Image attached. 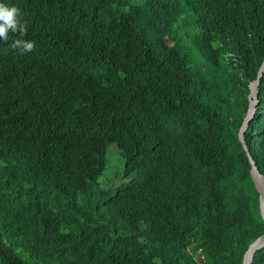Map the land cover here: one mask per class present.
Wrapping results in <instances>:
<instances>
[{
  "label": "trees",
  "instance_id": "16d2710c",
  "mask_svg": "<svg viewBox=\"0 0 264 264\" xmlns=\"http://www.w3.org/2000/svg\"><path fill=\"white\" fill-rule=\"evenodd\" d=\"M3 3L26 31L0 42V264H243L264 235L239 139L264 0ZM257 101L264 174V73Z\"/></svg>",
  "mask_w": 264,
  "mask_h": 264
},
{
  "label": "water",
  "instance_id": "95a60500",
  "mask_svg": "<svg viewBox=\"0 0 264 264\" xmlns=\"http://www.w3.org/2000/svg\"><path fill=\"white\" fill-rule=\"evenodd\" d=\"M263 73H264V64L262 65V67L259 71L258 78L250 86L251 93L249 95V99H250L249 110H248V113L244 119L242 127L239 131V139H240L241 143L243 144V147L249 156L250 164L252 166L250 173H251L252 180L255 184L256 190L259 193L260 213H261V217L264 221V174H262L260 172L259 168L257 167L256 162L251 157L250 152H249L248 147H247V144H246V141H245L246 130L249 126L250 121L253 119V116H254L255 111H256V105L258 103V101H257L258 87H259L260 80L262 78ZM263 249H264V235L257 238L249 246L248 250L246 251V253L244 255L243 264H254L256 254Z\"/></svg>",
  "mask_w": 264,
  "mask_h": 264
},
{
  "label": "clouds",
  "instance_id": "9594fccd",
  "mask_svg": "<svg viewBox=\"0 0 264 264\" xmlns=\"http://www.w3.org/2000/svg\"><path fill=\"white\" fill-rule=\"evenodd\" d=\"M25 25L20 19V10L15 6H8L0 0V42L9 39V32L15 34H25ZM34 41L16 39L12 43L13 48H17L21 53H29L34 49Z\"/></svg>",
  "mask_w": 264,
  "mask_h": 264
},
{
  "label": "rangeland",
  "instance_id": "374dc122",
  "mask_svg": "<svg viewBox=\"0 0 264 264\" xmlns=\"http://www.w3.org/2000/svg\"><path fill=\"white\" fill-rule=\"evenodd\" d=\"M124 167H125V158L123 153L116 146H112L109 150V154L107 157L106 170L103 176L99 180V182H101V186L108 187L110 185L109 180H112V182L115 183L117 178L124 174ZM96 198L99 199L98 193H96L95 196L92 197L93 200L91 201L93 203L96 202L95 200Z\"/></svg>",
  "mask_w": 264,
  "mask_h": 264
}]
</instances>
